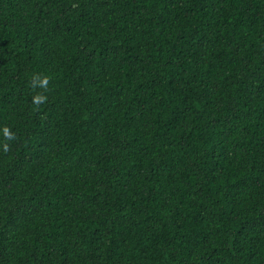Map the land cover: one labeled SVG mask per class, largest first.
Segmentation results:
<instances>
[{
	"label": "trees",
	"instance_id": "1",
	"mask_svg": "<svg viewBox=\"0 0 264 264\" xmlns=\"http://www.w3.org/2000/svg\"><path fill=\"white\" fill-rule=\"evenodd\" d=\"M0 264H264V0H0Z\"/></svg>",
	"mask_w": 264,
	"mask_h": 264
},
{
	"label": "clouds",
	"instance_id": "2",
	"mask_svg": "<svg viewBox=\"0 0 264 264\" xmlns=\"http://www.w3.org/2000/svg\"><path fill=\"white\" fill-rule=\"evenodd\" d=\"M50 83V78L45 75V76H39L35 75L32 80V87L36 88L39 87L41 89H44L46 92L48 90V85ZM47 97L43 93H37L33 97V104L36 105L37 107L43 103H46ZM4 136L7 140H14L15 136L14 134L8 129H4ZM9 147L7 144L4 145V151H8Z\"/></svg>",
	"mask_w": 264,
	"mask_h": 264
}]
</instances>
